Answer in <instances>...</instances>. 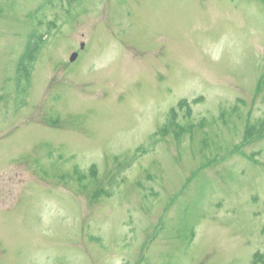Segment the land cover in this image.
<instances>
[{
    "label": "rangeland",
    "instance_id": "1",
    "mask_svg": "<svg viewBox=\"0 0 264 264\" xmlns=\"http://www.w3.org/2000/svg\"><path fill=\"white\" fill-rule=\"evenodd\" d=\"M0 264H264V0H0Z\"/></svg>",
    "mask_w": 264,
    "mask_h": 264
},
{
    "label": "trees",
    "instance_id": "2",
    "mask_svg": "<svg viewBox=\"0 0 264 264\" xmlns=\"http://www.w3.org/2000/svg\"><path fill=\"white\" fill-rule=\"evenodd\" d=\"M40 39V40H38ZM45 42L44 36H39L34 34L33 37H31V40L28 43L27 46V53L24 55L23 58V65H22V71L24 72H28L26 75V81L28 80L30 74H31V70H33V67L35 65L36 59L38 57V55L40 54L41 50V45H43ZM172 120L170 119V123L168 125V127L166 128V130L169 129V127L171 126V122ZM126 168V167H124Z\"/></svg>",
    "mask_w": 264,
    "mask_h": 264
}]
</instances>
